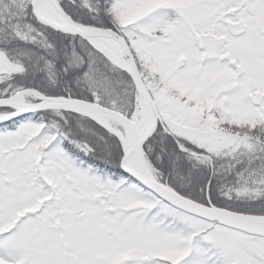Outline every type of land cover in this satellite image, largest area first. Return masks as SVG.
I'll list each match as a JSON object with an SVG mask.
<instances>
[{"label":"snow or ice","instance_id":"obj_1","mask_svg":"<svg viewBox=\"0 0 264 264\" xmlns=\"http://www.w3.org/2000/svg\"><path fill=\"white\" fill-rule=\"evenodd\" d=\"M0 264H264V0H0Z\"/></svg>","mask_w":264,"mask_h":264}]
</instances>
